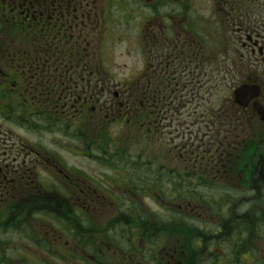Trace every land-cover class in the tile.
Masks as SVG:
<instances>
[{"label": "flooded vegetation", "instance_id": "flooded-vegetation-1", "mask_svg": "<svg viewBox=\"0 0 264 264\" xmlns=\"http://www.w3.org/2000/svg\"><path fill=\"white\" fill-rule=\"evenodd\" d=\"M0 264H264V0H0Z\"/></svg>", "mask_w": 264, "mask_h": 264}]
</instances>
